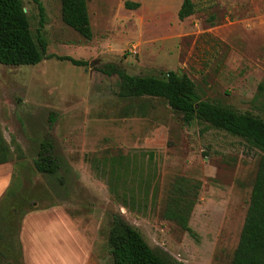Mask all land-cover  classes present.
Listing matches in <instances>:
<instances>
[{
  "label": "rangeland",
  "instance_id": "rangeland-1",
  "mask_svg": "<svg viewBox=\"0 0 264 264\" xmlns=\"http://www.w3.org/2000/svg\"><path fill=\"white\" fill-rule=\"evenodd\" d=\"M40 2L42 59L0 64V132L12 152L0 196L14 179L51 192L22 218L23 263L115 264V213L171 264H230L264 154L205 122L184 123L163 99L119 97V77L105 69L185 74L201 99L264 120V0H192L184 19L182 0H86L90 39L62 21L60 0ZM22 4L35 36L39 11ZM47 134L61 159L53 177L32 163ZM176 192L192 201L191 232L163 214Z\"/></svg>",
  "mask_w": 264,
  "mask_h": 264
},
{
  "label": "trees",
  "instance_id": "trees-1",
  "mask_svg": "<svg viewBox=\"0 0 264 264\" xmlns=\"http://www.w3.org/2000/svg\"><path fill=\"white\" fill-rule=\"evenodd\" d=\"M39 11V28L34 36L22 0H0V64L35 65L46 52V41L40 34L43 25V7L40 0H33ZM62 21L85 39L92 37L86 0H60ZM135 8L138 3H125ZM194 10L192 0H182L177 16L184 19ZM61 59L73 65H85L82 60L69 56ZM107 73L119 77L117 95L121 98L154 97L163 99L174 111L182 114V121L193 119L210 127L221 129L245 139L264 154V120L251 112L237 111L215 101L201 99L194 82L185 74L168 71L165 77L130 75L109 65ZM262 87V85H261ZM12 152L0 132V164L10 160ZM34 171L53 177L61 167V159L55 153L53 138L47 134L38 143L33 160ZM114 178V176H113ZM62 181V180H60ZM181 192V191H180ZM170 195L164 216L174 220L181 228L191 232L187 224L192 201L184 192ZM48 188H29L13 180L0 196V264H24L19 241L21 221L27 211L36 209L38 203L48 198ZM116 196L135 200L128 193ZM123 205H125L123 203ZM37 206V207H36ZM107 244L115 264H171L163 255L155 252L142 234L119 214L111 216ZM230 264H264V155L257 163L248 206L240 230L237 245Z\"/></svg>",
  "mask_w": 264,
  "mask_h": 264
},
{
  "label": "crops",
  "instance_id": "crops-1",
  "mask_svg": "<svg viewBox=\"0 0 264 264\" xmlns=\"http://www.w3.org/2000/svg\"><path fill=\"white\" fill-rule=\"evenodd\" d=\"M3 184H4V183H3ZM4 188H5V187H2V188H0V190H1V189H4Z\"/></svg>",
  "mask_w": 264,
  "mask_h": 264
}]
</instances>
